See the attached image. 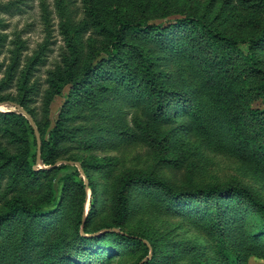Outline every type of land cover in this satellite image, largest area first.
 <instances>
[{
	"label": "trees",
	"instance_id": "obj_1",
	"mask_svg": "<svg viewBox=\"0 0 264 264\" xmlns=\"http://www.w3.org/2000/svg\"><path fill=\"white\" fill-rule=\"evenodd\" d=\"M215 2L203 12L193 7L165 25H146L140 16L110 14L99 0L83 26L66 24L65 61L49 71L44 92V113L49 115L55 97L68 88L50 135L44 133L47 124L29 109L31 96L38 97L41 91V85H31V75L45 60L34 63L19 89L27 93L20 105L41 135L43 162L52 168L35 169L37 153L34 164L27 166L17 156H8L0 168V181L12 179L25 188L44 186L57 170L54 165L69 154L67 146L114 149L125 136L124 129L130 132L128 115H132L135 141L162 166L176 162L173 168H177L175 154L181 138H196L208 149L236 157L264 180V109L253 106L264 102V0H226L217 12ZM158 5L163 6V18L177 14L171 9L183 6L179 0H142L141 12L144 15ZM236 11L241 12L238 17H234ZM236 21L240 23L229 30L228 24ZM72 32L79 44L73 41ZM85 33L101 40L103 50L88 52L82 45ZM18 65L19 61L9 69L0 94L15 82ZM14 100L10 95L1 96L0 104L12 105ZM0 117L12 125L13 136L17 125L27 124L38 146L31 122L19 108L0 113ZM66 161H80L95 198L87 163L77 157ZM77 175L81 173L77 171ZM72 182L70 175L54 213L71 207L77 210L76 236L46 239L51 213L25 196L14 197L0 213V264H103L108 254L126 248L141 253L136 264H249L251 250L254 254L264 251V245L255 239L264 235V200L247 187L229 184L178 190L161 177L130 174L121 181L115 197L114 223L105 233L93 236L90 228L98 215L97 202L85 217L86 187L81 185L76 202L71 195L74 187H67ZM137 186L144 196H161L172 211L184 213L189 220L207 222L219 238L220 257L206 258L201 245L178 236L127 231L131 218L128 196ZM249 214L259 216L261 223L247 237L244 226ZM242 232L246 235L243 245L233 240Z\"/></svg>",
	"mask_w": 264,
	"mask_h": 264
},
{
	"label": "rangeland",
	"instance_id": "obj_2",
	"mask_svg": "<svg viewBox=\"0 0 264 264\" xmlns=\"http://www.w3.org/2000/svg\"><path fill=\"white\" fill-rule=\"evenodd\" d=\"M179 1L183 6L171 9L173 13L177 11V14L164 18L162 5H158L157 8L143 15L140 8L142 0H103V7H107L110 14L140 16L143 24L146 25H165L169 20L176 21L179 17H183L182 13H189L193 7H198L199 11L203 12L214 0ZM215 1L217 12L223 7L226 0ZM98 2L99 0H0V86L8 79L9 69L18 61V66H20L15 82L0 94V97L10 95L15 100L11 101L12 105L1 103L0 113L16 112L18 108H22L20 103L24 101L27 93L19 90L20 86L23 85L34 63L43 59L45 60L41 62L43 65L40 64L34 68L31 75V85H41L40 95L35 98L31 96V100L28 101L29 109L36 115L37 120L47 124L45 135H50L68 92L67 88L62 96H56L50 106L49 115H45L43 99L44 92L47 90L48 73L64 64V54L68 51L64 26L66 24H71L73 27L83 26L89 19L87 17L90 8ZM249 4L251 3L247 5ZM9 7L10 10L6 11ZM238 8L237 11L242 10L239 6ZM237 11L234 17H238V13H241ZM239 23L240 21L230 22L227 27L232 30ZM70 35L73 41L79 44L75 34L72 32ZM82 45L88 52L99 53L103 50L101 40H96L91 33L84 34ZM89 45H92V49ZM19 81L21 83H18ZM253 106L264 109V102L257 101ZM131 117L132 115H128L129 124H126L130 132L126 128L124 129L125 136L114 149L106 147L85 149V146L72 144L67 146L69 154L57 162L60 163L74 157L85 161L88 165V175L96 187L95 198L90 191V181L85 172L79 171L75 165L66 167L64 166L66 164L63 163L58 164L56 168L53 167L57 170L47 178L44 186L25 188L22 184L12 183V179L1 180L0 213L5 211L14 197L25 196L28 201L47 211L46 213H51L49 224L52 226L44 236L46 239L76 236L78 232L75 220L78 214L77 210L71 207L62 213H54L63 196L66 178L70 175L73 176L74 183L72 182L67 187H74V192L71 193L73 197L76 198L79 193L81 194V185L86 187L85 217L91 206H95L97 202L98 215L95 216L90 228V231L97 235L108 231L109 229L106 227L114 223L115 197L120 183L125 176L134 173L161 177L178 190L236 184L247 187L264 200V180L251 173L236 157L226 152L208 149L199 142V139L181 138L175 154L176 157H179L177 168H173L176 162L171 165H160L152 152L150 154L135 141V136H132ZM108 122L110 121H106L107 124ZM17 128L13 136L12 125H7L3 117H0V168L7 162L8 156H17L25 166L34 164L33 155L38 154V146L34 142L35 137L27 124L24 127L17 125ZM116 132L120 134L121 130L116 129ZM111 159L114 160L112 164H105ZM34 165L35 169L51 167L43 162L42 152L40 161H36ZM77 171L81 173L80 176L77 175ZM87 182L89 183L88 187L86 186ZM128 198L131 218L127 224V231L150 236L168 235L167 238H177L175 236H178L180 240L201 245L206 258L212 260L220 257L219 238L207 222L198 219L189 220L184 213L180 214L177 210V212L172 211L161 196H144L139 186L131 189ZM76 202H78V198H76ZM180 211L182 212V210ZM245 217L246 235L248 237L249 233L253 236L252 233L261 223L260 218L252 214ZM80 230H83V226ZM240 234L237 240L232 239L243 245L246 235L243 232ZM255 239L264 245V235ZM107 240L104 243H107ZM249 254V264H264V251L254 254L251 250ZM140 256V252L126 248L117 253L108 254V257L103 260V264H136Z\"/></svg>",
	"mask_w": 264,
	"mask_h": 264
},
{
	"label": "water",
	"instance_id": "obj_3",
	"mask_svg": "<svg viewBox=\"0 0 264 264\" xmlns=\"http://www.w3.org/2000/svg\"><path fill=\"white\" fill-rule=\"evenodd\" d=\"M19 110L24 114V116H26L29 121L31 122V125L34 129V132L36 134V138H37V143H38V155H37V161L39 162L40 161V158H41V136H40V133L36 127V124L34 122V119L32 118L31 115H29L24 109L22 108H19ZM69 164V165H75L78 167L79 171H81L82 173H84L83 169H82V166L80 163H76V162H72V161H62L60 163H57L56 165H54V167H56L58 164ZM52 167H49L48 169H51ZM86 186L88 187L89 186V183L87 182L86 183ZM93 236H97V234L93 235Z\"/></svg>",
	"mask_w": 264,
	"mask_h": 264
}]
</instances>
